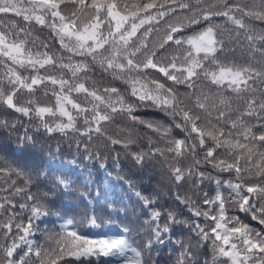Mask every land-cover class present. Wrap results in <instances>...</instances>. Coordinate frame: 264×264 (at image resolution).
<instances>
[{"label": "snow or ice", "instance_id": "1", "mask_svg": "<svg viewBox=\"0 0 264 264\" xmlns=\"http://www.w3.org/2000/svg\"><path fill=\"white\" fill-rule=\"evenodd\" d=\"M231 46L242 63L221 57ZM138 104L165 119L143 123L147 152L134 132L111 139L112 166L121 152L159 165L190 225L137 194L140 214L94 238L115 222L111 202L77 198L67 177L49 184L0 144V264H160L161 250L172 264H264V0H0V130L75 134L83 154L104 125L137 122Z\"/></svg>", "mask_w": 264, "mask_h": 264}, {"label": "clouds", "instance_id": "2", "mask_svg": "<svg viewBox=\"0 0 264 264\" xmlns=\"http://www.w3.org/2000/svg\"><path fill=\"white\" fill-rule=\"evenodd\" d=\"M232 50L225 49L220 53L221 57L227 55L229 59H235L237 62H243L245 53L242 49L237 50L235 46H231ZM233 51L235 55H233ZM212 63L207 67L210 69ZM98 76L101 74L98 72ZM104 78V77H101ZM197 88L205 93H214L215 89L208 82L206 78L201 75L200 83ZM130 103H136L129 99ZM137 111L140 117L137 122H133L128 117L119 119L118 122L113 121L110 124L103 126L99 133H93L87 143L89 144L86 153H78L75 150L74 144L84 142L83 138L78 135H65L63 139L57 137L56 139H49L47 135L38 138L34 143H25L23 139L19 142L17 137H23V132H13L11 129L0 130V144L4 146L5 151L14 152L22 163L28 164L30 167L40 170L41 179L47 178V182L51 184L60 177H67L73 182L74 189L79 190L84 185H92L99 187L101 181L107 184V189H101L104 193V201L107 198L111 202L109 210L119 212V214H126L135 219L132 215V209H136V215L140 214V205L137 201V194L147 193L153 195L155 199L159 200L163 205L165 201H169L168 207L175 209L177 214H181V207H177L175 203L176 197L184 191L176 184L172 183L171 179L166 173H162L159 165H153L149 169L139 168L133 165L126 153L121 152L120 158L124 162L118 166H113L116 169V175L113 176L112 171L109 170L108 164L115 158V147L109 143L111 139L119 138L122 142H128L126 133L134 132L135 139L132 141V147L142 149L143 144L148 142L150 133L142 125L144 122H163L165 113L158 108L148 104H138ZM146 111L152 113L163 114L144 115ZM28 127H34L28 125ZM154 141V138H153ZM63 148L62 151L57 150V144ZM131 152V148L128 150ZM127 164V167L124 165ZM131 177L129 180H124V176ZM95 176L96 182L93 184L91 177ZM119 181H124L123 184ZM128 185V189L124 185ZM123 189V191H117ZM59 192V189H57ZM66 197L61 195L58 203L64 202ZM185 220L184 227L187 228L191 221L183 216ZM179 235V233H178ZM139 243V241H137ZM160 264H172L169 259L170 252L161 250L159 253Z\"/></svg>", "mask_w": 264, "mask_h": 264}, {"label": "trees", "instance_id": "3", "mask_svg": "<svg viewBox=\"0 0 264 264\" xmlns=\"http://www.w3.org/2000/svg\"><path fill=\"white\" fill-rule=\"evenodd\" d=\"M144 115H157V116H162L163 114H159V113H152L150 111H146L144 113ZM108 168L110 171H112L113 176L116 175V169L113 168L111 162L108 164ZM131 177H129L128 175L124 176V180H129ZM93 184H95L96 182V177L93 176L91 177ZM119 183L123 184L124 181H119ZM109 186L105 183H103V181H101V184L99 187H93L91 184L87 186V188H85L84 186L81 187L79 189V191L75 192L74 195L79 198L80 196V192L83 191H87L88 193V200H92L93 202L95 201H99V203L101 205H103L104 203V193L101 191V189H107ZM125 189H128V185L125 184L124 185ZM117 191H123V189H118ZM142 194H147V193H142ZM86 202V201H85ZM169 201H165V205L168 206L169 205ZM181 209L183 210V214L185 217L190 219V214L187 212V209H184L183 206H180ZM107 213L111 215V218L115 221L114 223L108 224L100 229L97 230H93L90 235H92L94 238H102L104 236H117L120 234V229L123 226V223H127L129 219H131V217L127 216L126 214H119V212L116 213H112L111 210L107 209ZM242 215V214H241ZM175 239V237L173 238ZM165 252H167V250H165ZM109 264H120V258L118 257H113L111 258V260L109 261Z\"/></svg>", "mask_w": 264, "mask_h": 264}]
</instances>
